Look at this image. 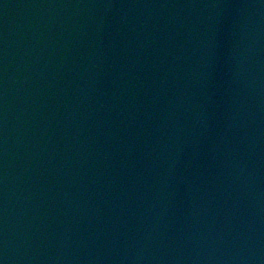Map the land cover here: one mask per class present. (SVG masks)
I'll return each instance as SVG.
<instances>
[{
    "label": "water",
    "instance_id": "95a60500",
    "mask_svg": "<svg viewBox=\"0 0 264 264\" xmlns=\"http://www.w3.org/2000/svg\"><path fill=\"white\" fill-rule=\"evenodd\" d=\"M2 264H264V0H0Z\"/></svg>",
    "mask_w": 264,
    "mask_h": 264
},
{
    "label": "snow or ice",
    "instance_id": "6c2138e0",
    "mask_svg": "<svg viewBox=\"0 0 264 264\" xmlns=\"http://www.w3.org/2000/svg\"><path fill=\"white\" fill-rule=\"evenodd\" d=\"M0 264H2V261H0Z\"/></svg>",
    "mask_w": 264,
    "mask_h": 264
}]
</instances>
